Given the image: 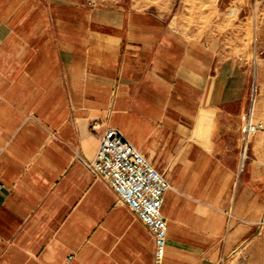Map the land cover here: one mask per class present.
<instances>
[{
    "label": "crops",
    "instance_id": "crops-1",
    "mask_svg": "<svg viewBox=\"0 0 264 264\" xmlns=\"http://www.w3.org/2000/svg\"><path fill=\"white\" fill-rule=\"evenodd\" d=\"M89 1L0 0V264H153L150 230L78 158L108 127L173 185L164 264H264V132L241 141L264 121V0L198 34Z\"/></svg>",
    "mask_w": 264,
    "mask_h": 264
},
{
    "label": "built area",
    "instance_id": "built-area-1",
    "mask_svg": "<svg viewBox=\"0 0 264 264\" xmlns=\"http://www.w3.org/2000/svg\"><path fill=\"white\" fill-rule=\"evenodd\" d=\"M95 5L96 0L89 1ZM257 130L264 132V121L253 123L247 117L242 127V154L249 137ZM78 158L95 178L107 184L119 203L125 205L150 230L154 239L153 264H164L167 248L168 219L162 212L165 195L173 185L140 152L135 144L116 127H108L92 160ZM264 223V219L262 221ZM73 255L68 256L70 262Z\"/></svg>",
    "mask_w": 264,
    "mask_h": 264
},
{
    "label": "rangeland",
    "instance_id": "rangeland-1",
    "mask_svg": "<svg viewBox=\"0 0 264 264\" xmlns=\"http://www.w3.org/2000/svg\"><path fill=\"white\" fill-rule=\"evenodd\" d=\"M120 2L151 9L161 18L173 22L177 32L198 34L202 27L210 28L213 19H230L237 15V0H97Z\"/></svg>",
    "mask_w": 264,
    "mask_h": 264
}]
</instances>
